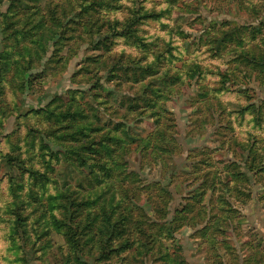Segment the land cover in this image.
<instances>
[{"label": "rangeland", "instance_id": "374dc122", "mask_svg": "<svg viewBox=\"0 0 264 264\" xmlns=\"http://www.w3.org/2000/svg\"><path fill=\"white\" fill-rule=\"evenodd\" d=\"M0 264H264V0H0Z\"/></svg>", "mask_w": 264, "mask_h": 264}, {"label": "trees", "instance_id": "16d2710c", "mask_svg": "<svg viewBox=\"0 0 264 264\" xmlns=\"http://www.w3.org/2000/svg\"><path fill=\"white\" fill-rule=\"evenodd\" d=\"M109 229H110V232H112L113 231V228L112 227H109ZM66 237H67V235H66ZM68 238V237H67ZM112 241V233L110 234V240H109V242H111ZM121 242H122V246H121V248H122V250L123 251H126V250H130V249H136L137 250V255L138 254H142L143 252H142V250L141 251H139V253H138V250L141 248H143V245H138L137 246V243H136V241H134V240H132V239H127V238H125L124 240H121ZM108 248V245H107V243H106V245H104V250L105 249H107ZM183 259L184 258H182L181 260H180V262H182L183 263Z\"/></svg>", "mask_w": 264, "mask_h": 264}]
</instances>
